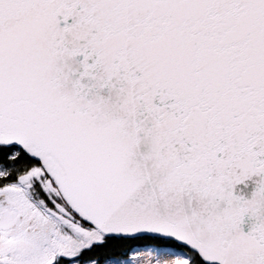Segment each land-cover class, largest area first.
Here are the masks:
<instances>
[{"label": "snow or ice", "instance_id": "6c2138e0", "mask_svg": "<svg viewBox=\"0 0 264 264\" xmlns=\"http://www.w3.org/2000/svg\"><path fill=\"white\" fill-rule=\"evenodd\" d=\"M0 264H264V0H0Z\"/></svg>", "mask_w": 264, "mask_h": 264}]
</instances>
